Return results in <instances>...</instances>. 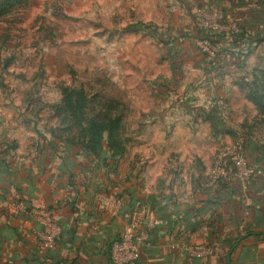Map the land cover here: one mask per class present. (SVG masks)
<instances>
[{
    "label": "crops",
    "instance_id": "crops-1",
    "mask_svg": "<svg viewBox=\"0 0 264 264\" xmlns=\"http://www.w3.org/2000/svg\"><path fill=\"white\" fill-rule=\"evenodd\" d=\"M191 1L219 10L225 17L227 29H232L233 25L241 28L244 21L252 27L254 21L250 20V10L254 7L259 8L258 11L264 10L260 0L255 5L256 0ZM23 8L12 9L0 18V23L6 24ZM43 11L45 15L46 10ZM30 21L25 18L21 23L16 20L13 25H5L8 34L4 40H11L17 47L33 46L30 39L25 42V34L31 30ZM257 27L264 28L259 24ZM10 30L16 32L10 33ZM253 46V51L243 60H234L238 63L231 60L234 54L226 57L224 53L211 69L206 71V67L203 75L199 74L204 83L214 88H209L212 94L226 95V89H230L228 102L232 101L233 105V98L238 97L243 106H249L254 112L253 121H244V118L241 121L245 130L253 125V135L244 134L238 140L247 164L259 171L258 176L247 181L234 179L210 183L207 179L201 182L200 172L193 174V168H190L186 174L179 168L173 177L163 179V187L159 179L164 174L159 170L160 175L156 174L157 165L153 164V171L148 172L152 169L148 165V171L142 173V180L137 182L145 188H132L128 182L121 188L117 184L121 177L118 157L114 164L105 151L95 156L69 144L64 138H55L42 131L39 136L34 123L24 116L32 111L29 104L20 109L0 106V264H110V244L118 237L131 206L138 203L153 214L154 222L140 246L136 264H264V110H257L247 100V91L239 87L253 84L257 94L263 96L264 109V63L262 59L255 61L253 54L259 50L263 52L264 41L252 42ZM225 48L230 52L237 51L235 45ZM162 70H166V61L161 62L159 74L170 76ZM184 93L193 94L196 99L199 96L194 89L188 88ZM159 107L147 109L165 112ZM173 107L177 109L175 105ZM211 108L220 117V110L215 105L196 111L202 114ZM227 111L231 109L227 108ZM197 117L200 118L194 115L188 123L157 121L153 126L148 120H133L128 127L134 129L132 137L138 145L152 141L154 136L164 141V136L169 133L171 143L179 145L183 141V129L190 130L187 139L192 143L207 144L216 134L223 137L224 116L220 117L223 127L217 131L211 129L210 120ZM161 125H170L167 128L171 131L165 132L167 128L162 127L161 134L156 130ZM191 129L195 130V136ZM2 160L8 168L2 166ZM114 198L122 201L118 209L112 205ZM11 203L22 206L32 203L33 210L41 206L48 208L52 221L60 230V239L52 250L38 247L34 239L38 224L35 217L31 216V219L24 212H13ZM234 241V248L230 250ZM198 245L210 247L212 255L190 252Z\"/></svg>",
    "mask_w": 264,
    "mask_h": 264
},
{
    "label": "rangeland",
    "instance_id": "rangeland-1",
    "mask_svg": "<svg viewBox=\"0 0 264 264\" xmlns=\"http://www.w3.org/2000/svg\"><path fill=\"white\" fill-rule=\"evenodd\" d=\"M191 2L33 0L6 24L0 23V106L20 109L29 104L32 111L24 116L34 123L39 136L42 131L52 137L68 136L77 142L96 137L95 130L87 128L89 122L106 124L113 120L114 129L108 130L124 146V153L116 159L121 173L117 184L121 188L127 182L132 188H145L137 182L148 171V165L152 166L148 172L153 171V164L157 165L156 174H164L159 179L162 185L163 179L173 177L179 168L186 174L193 168V174L194 171L201 173V182L208 181L210 170L228 150L240 147L244 158L238 140L244 134L253 135V125L245 130L241 121L242 118L253 121L254 112L249 106H243L238 97L233 98V105L232 101L228 102L230 89H226V95L212 94L209 88H214L199 75H203L206 67V71L211 69V63L197 49L196 41L202 32L195 24L194 10L201 6ZM25 18L31 20L25 42L30 39L33 46L17 47L11 40H4L8 34L5 25H13L16 20L21 23ZM217 36L223 38V48L238 44L236 52L222 48V57L224 53L226 57L234 54L231 60L241 61L253 51L254 46L247 47L245 43L242 46L241 40ZM259 51L253 53L254 60L262 59L264 63V46L263 52ZM163 61H166V70L162 72L170 73L169 77L159 74ZM188 88L198 91L197 99L193 94L185 95ZM63 89L69 92L67 96L62 95ZM174 89L181 91L177 93ZM211 105L220 110V117H225V134L214 135L213 141L204 145L190 142L187 139L190 130L184 129L179 145L171 143L170 133L164 136V141L154 136L152 141L138 145L132 137L134 129L128 127L133 120H148L151 126L157 121L192 122L194 115L197 119L204 116L196 110ZM151 106H160L165 112L147 109ZM62 123L68 124L63 133ZM169 126L161 125L156 130ZM168 131L171 130L165 129ZM191 134L195 136V130L191 129ZM100 136L104 143L107 133L101 132Z\"/></svg>",
    "mask_w": 264,
    "mask_h": 264
},
{
    "label": "built area",
    "instance_id": "built-area-1",
    "mask_svg": "<svg viewBox=\"0 0 264 264\" xmlns=\"http://www.w3.org/2000/svg\"><path fill=\"white\" fill-rule=\"evenodd\" d=\"M194 20L198 30L203 35L196 41L197 49L202 56L209 59L212 65V63L218 62L221 58L220 52L223 48L222 43L216 41V36L224 35L227 40L233 39V37L240 34V28L235 25H233V30L224 28V24H226L225 17L213 6L205 5L195 8ZM241 153L242 151L239 147L222 154L223 158L221 161L219 160L210 170L208 179L211 183L218 180L229 182L234 179L247 181L258 176L259 171L248 165ZM227 157L228 159L226 160ZM105 202L106 200L103 203L105 204ZM112 205L117 209L120 208L122 205L121 199L114 198ZM10 209L13 212L26 213L25 207L19 203H11ZM30 216L35 217L41 228L40 231H36L34 236L38 247L42 250L52 249L59 237L60 230L52 221L50 211L46 207L41 206L34 209ZM153 222V214L145 205L136 204L133 206L124 219L118 237L110 245V263L136 264L140 255V246L147 239V231L153 226ZM190 252L193 254L212 255L213 250L210 247L198 245Z\"/></svg>",
    "mask_w": 264,
    "mask_h": 264
},
{
    "label": "trees",
    "instance_id": "trees-1",
    "mask_svg": "<svg viewBox=\"0 0 264 264\" xmlns=\"http://www.w3.org/2000/svg\"><path fill=\"white\" fill-rule=\"evenodd\" d=\"M260 1H262L263 5H264V0H260ZM29 2H30V0H0V18L7 15L8 13H10V11L14 8L26 7L29 4ZM255 4H258V0L253 2V5H255ZM258 9L259 8L254 7L250 10V14H251L250 20L254 21V23L251 24L252 27H248L246 24L247 22L244 21V24H241L240 34H238L236 37H234L233 41L241 40V45H243V43H245L247 45V47L252 45V42L264 41V28L259 29L257 27V24L264 26V10L258 11ZM202 36L203 35H201V37ZM221 40H223V38H218V36H216V41L222 42ZM234 45L236 47L238 46V44H234ZM223 49H225V48H223ZM239 87L241 90L247 91V100L250 101L255 106V108L257 110H259V111L264 110L263 106H262V102H261L263 99V96H259L257 94L256 89L254 88L253 84L252 85L242 84ZM61 92H62V95H65V96H67L69 93L68 91H66V89H63ZM68 98H69V96H68ZM71 109H72V106H70V109L67 110L68 114L70 113ZM204 117L206 120L211 121V129L213 131L214 130L217 131L218 129L223 127V124L220 121L221 120L220 117L217 116L215 110H213L212 108H211V110L204 112ZM67 125L68 124L63 125V123H62V130H61L62 133L64 132L63 131L64 128H65V130L67 129L66 128ZM113 127H114V121L113 120L107 122L106 124H102V123L92 121V122L88 123V127H87V128L95 130L96 137H94L92 139L86 138L84 141L81 139L77 142V140L70 139L68 136L60 135V136H55V138H64V139L68 140L69 144L75 145V146L81 148L83 151L88 152L89 154H94L95 156H100V154H102L103 151H105L109 154L111 162H113L115 164L116 161L114 159L116 157L119 158L124 153V146H123L121 139L117 135L115 136L113 133H111L108 130V129H111ZM101 132L107 133V137L105 138L104 143H103V139H101L102 137L101 136L98 137V134ZM1 163H2V166H4L5 168L9 167L7 164H4L3 160L1 161ZM114 164H113V166H115ZM138 204H140V203H138ZM23 205H24L25 211H26L25 215L28 218H31L30 213L33 211L32 203H29L27 205L23 204ZM133 206H135V204ZM133 206H131L130 210L133 208ZM36 225H37V227H36L35 231H40L41 230L40 225L39 224H36ZM261 234L262 233H260V235ZM59 237H60V234H59ZM59 237L57 238V240L55 242V246L57 245V243L60 239ZM235 242L236 241H234V243L230 246V250H233ZM52 249H48V250H52ZM109 250H110V247H109ZM109 262H110V259H109Z\"/></svg>",
    "mask_w": 264,
    "mask_h": 264
},
{
    "label": "water",
    "instance_id": "water-1",
    "mask_svg": "<svg viewBox=\"0 0 264 264\" xmlns=\"http://www.w3.org/2000/svg\"><path fill=\"white\" fill-rule=\"evenodd\" d=\"M242 238H243V237L241 236L240 239H242ZM240 239H239V240H240Z\"/></svg>",
    "mask_w": 264,
    "mask_h": 264
}]
</instances>
